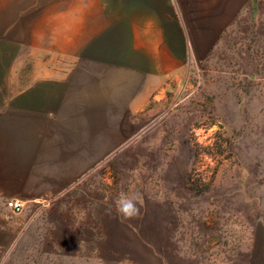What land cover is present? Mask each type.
I'll return each mask as SVG.
<instances>
[{
    "label": "rangeland",
    "instance_id": "1",
    "mask_svg": "<svg viewBox=\"0 0 264 264\" xmlns=\"http://www.w3.org/2000/svg\"><path fill=\"white\" fill-rule=\"evenodd\" d=\"M175 7L182 63L147 85L118 153L19 214L0 204V264H264V0L197 56ZM121 194L137 218H118Z\"/></svg>",
    "mask_w": 264,
    "mask_h": 264
},
{
    "label": "crops",
    "instance_id": "2",
    "mask_svg": "<svg viewBox=\"0 0 264 264\" xmlns=\"http://www.w3.org/2000/svg\"><path fill=\"white\" fill-rule=\"evenodd\" d=\"M205 54L246 0H0V204L62 192L118 153L152 81Z\"/></svg>",
    "mask_w": 264,
    "mask_h": 264
},
{
    "label": "clouds",
    "instance_id": "3",
    "mask_svg": "<svg viewBox=\"0 0 264 264\" xmlns=\"http://www.w3.org/2000/svg\"><path fill=\"white\" fill-rule=\"evenodd\" d=\"M141 202L138 194L128 196L121 194L116 202V209L118 218L123 221H131L139 215V207L137 206ZM95 264H104V261L98 258Z\"/></svg>",
    "mask_w": 264,
    "mask_h": 264
},
{
    "label": "built area",
    "instance_id": "4",
    "mask_svg": "<svg viewBox=\"0 0 264 264\" xmlns=\"http://www.w3.org/2000/svg\"><path fill=\"white\" fill-rule=\"evenodd\" d=\"M5 207L13 214H19L23 210L24 204L16 199H9L5 201Z\"/></svg>",
    "mask_w": 264,
    "mask_h": 264
}]
</instances>
